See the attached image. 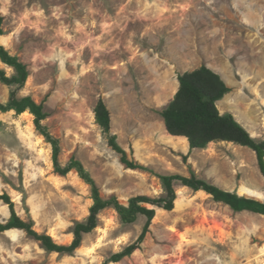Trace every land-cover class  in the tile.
Here are the masks:
<instances>
[{
    "label": "rangeland",
    "instance_id": "obj_1",
    "mask_svg": "<svg viewBox=\"0 0 264 264\" xmlns=\"http://www.w3.org/2000/svg\"><path fill=\"white\" fill-rule=\"evenodd\" d=\"M0 14L1 44L30 73L18 97L44 104L61 165L80 160L103 198L164 197L159 175L179 174L264 202L255 151L227 141L190 149L161 115L179 75L206 65L231 88L218 102L221 113L264 140V0H0ZM0 69L15 74L1 59ZM10 92L0 81V102ZM99 99L111 113V133L142 169H129L110 147L96 122ZM174 187V209L156 206L140 248L119 262L111 257L138 241L147 217L126 224L107 208L72 254L50 252L22 229L0 233V264H264V215L236 212L180 182ZM3 193L34 230L63 245L93 204L76 171H55L52 145L34 116L15 111H0ZM10 216L0 200V223Z\"/></svg>",
    "mask_w": 264,
    "mask_h": 264
},
{
    "label": "trees",
    "instance_id": "obj_2",
    "mask_svg": "<svg viewBox=\"0 0 264 264\" xmlns=\"http://www.w3.org/2000/svg\"><path fill=\"white\" fill-rule=\"evenodd\" d=\"M4 17L0 14V36L3 35ZM0 59L6 65L15 69V74L8 76L4 69H0V81L11 87L7 102H0V111H15L17 114L29 112L34 116L37 131L52 145L55 171L67 175L76 171L79 176L91 187L93 204L90 214L84 222L75 225L74 238L69 245L57 243L52 236L41 234L34 230L31 222L23 220L15 209V203L8 193L0 194V200L9 205L11 216L5 223H0V233L11 229L25 230L34 239L50 252L72 254L83 241V235L91 233L99 225V214L107 208H113L126 224L134 223L140 215L147 217L143 232L137 242L127 246L123 251L115 253L111 260L119 262L131 256L140 248L141 242L149 232L156 215V206L166 210H173L177 193L175 182L192 188L195 191L204 190L211 194L216 201L224 202L236 212L251 211L264 215V202L224 190L217 185L200 179L195 175L190 177L179 174L159 175L166 196L153 198L146 195L131 197L127 204H123L116 196L105 199L101 196L100 188L84 164L72 157L68 164L62 166L59 161L60 141L54 137L43 121L48 117L43 103L36 102L31 96L19 98L18 92L22 89L29 77L28 66L19 57L12 55L0 42ZM179 88L167 107L161 112L166 130L170 135L185 137L190 149H205L212 142L227 141L248 147L255 151L261 173L264 175V140H256L250 132L230 114H222L218 102L222 100L231 88L222 76L206 65L187 71L179 75ZM96 122L103 132L108 135L110 147L121 155V161L129 169L143 167L130 160L126 150L119 144L116 134L111 133V113L103 99H99L94 109ZM146 204L153 205L147 207Z\"/></svg>",
    "mask_w": 264,
    "mask_h": 264
},
{
    "label": "bare ground",
    "instance_id": "obj_3",
    "mask_svg": "<svg viewBox=\"0 0 264 264\" xmlns=\"http://www.w3.org/2000/svg\"><path fill=\"white\" fill-rule=\"evenodd\" d=\"M23 114H24V115H31V114H30L29 112H27V111L24 112ZM230 143H231V142H230Z\"/></svg>",
    "mask_w": 264,
    "mask_h": 264
}]
</instances>
